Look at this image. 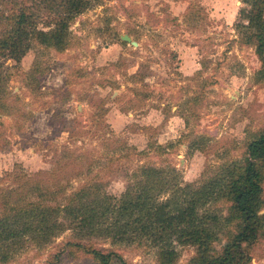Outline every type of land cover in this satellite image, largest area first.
<instances>
[{"label": "rangeland", "instance_id": "obj_1", "mask_svg": "<svg viewBox=\"0 0 264 264\" xmlns=\"http://www.w3.org/2000/svg\"><path fill=\"white\" fill-rule=\"evenodd\" d=\"M24 1L47 30L55 15L47 0H0V41ZM91 2L70 22L65 50L32 40L20 63L0 53V198L25 193L29 180L37 192L26 201L60 208L65 226L43 247L25 239L0 264H48L57 254L59 264H95L70 244L78 239L63 207L77 194L97 186L119 197L145 167L200 185L241 160L264 128V82L254 80L261 64L235 29L241 0ZM59 163L67 165L59 171ZM82 245L158 264L145 240L94 236ZM175 248V264H190L196 249ZM249 253L248 264H264V237Z\"/></svg>", "mask_w": 264, "mask_h": 264}, {"label": "trees", "instance_id": "obj_2", "mask_svg": "<svg viewBox=\"0 0 264 264\" xmlns=\"http://www.w3.org/2000/svg\"><path fill=\"white\" fill-rule=\"evenodd\" d=\"M57 1L55 4V0H47L48 9L55 12L46 24L47 30L37 27V16L24 1L11 21L10 34L0 41L1 55H9L20 63L32 40L45 48L65 50L70 22L92 2ZM241 3L244 7L235 25L241 34L238 41L254 50L261 64L254 80L264 82V0H241ZM249 139L241 160L223 165L213 177L197 186L185 183L178 175L169 179L166 172L145 167L133 186L119 197L103 193L97 186L88 187L63 207L74 241L78 239L70 244L83 247L95 264L127 263L115 252L105 253L82 245V241L94 236H103L118 244L145 240L157 249L158 264L177 262L176 245L196 249L190 264H248L249 248L264 237V213L261 214L264 211V128ZM60 164L59 171L67 165ZM174 173L171 171L169 175ZM25 182V193L11 189L0 198L3 261L25 239L39 248L65 229L58 223L60 208L26 201L37 190L29 180ZM58 189V194H64V187ZM220 202L224 209L216 206ZM59 261L57 254L48 264H59Z\"/></svg>", "mask_w": 264, "mask_h": 264}, {"label": "water", "instance_id": "obj_3", "mask_svg": "<svg viewBox=\"0 0 264 264\" xmlns=\"http://www.w3.org/2000/svg\"><path fill=\"white\" fill-rule=\"evenodd\" d=\"M121 41H123L125 43H128V44H130L133 47H137L138 46L137 42L132 41V39L129 37V35H123V36H121ZM262 213L263 212H261V214Z\"/></svg>", "mask_w": 264, "mask_h": 264}, {"label": "crops", "instance_id": "obj_4", "mask_svg": "<svg viewBox=\"0 0 264 264\" xmlns=\"http://www.w3.org/2000/svg\"><path fill=\"white\" fill-rule=\"evenodd\" d=\"M138 44V43H137ZM138 46H139V44H138Z\"/></svg>", "mask_w": 264, "mask_h": 264}]
</instances>
